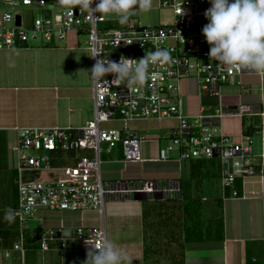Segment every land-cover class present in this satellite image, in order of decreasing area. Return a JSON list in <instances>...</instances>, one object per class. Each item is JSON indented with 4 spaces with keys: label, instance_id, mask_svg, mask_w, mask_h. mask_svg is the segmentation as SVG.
<instances>
[{
    "label": "built area",
    "instance_id": "2783aa9c",
    "mask_svg": "<svg viewBox=\"0 0 264 264\" xmlns=\"http://www.w3.org/2000/svg\"><path fill=\"white\" fill-rule=\"evenodd\" d=\"M99 0H94L95 8ZM162 8H170L174 21L160 25H143L130 19L121 24L117 17L81 11L78 7L66 9L58 0H0V5L37 7L42 16L33 19L32 37L42 36V45L63 40L73 32L84 35L93 57V66L107 56L119 61L121 56L139 59L146 51L166 49L171 61L163 65L150 64L143 85L131 90L126 81H113V74L94 78V115L79 127H22L12 147L14 169L17 174V203L13 217L20 222V240L13 250L25 263L27 241L37 239L42 251H65L71 243L87 248L89 237L96 239L107 232L103 227H76L65 234L62 228H49L46 233L28 228V220L36 218L40 209L83 212L97 210L103 213L108 199L134 194L154 200H178L182 197L179 180H141L110 182L102 175L104 155L121 146L123 160L128 163L145 161L167 162L178 151V161L184 159L219 158L223 189L233 187L237 178L260 176L264 180V163L252 162V137L244 134V143H236L221 130V119L228 114H252L248 104L227 110L222 102L213 111L200 106L196 113L188 110L186 82L197 87L198 94L207 92L221 96V85L232 83L237 76L254 73L247 69L231 71L215 59H210V45L202 33L209 21L205 11L210 0H160ZM53 7H61L56 11ZM183 9V14L181 10ZM21 23L17 24V16ZM114 15V14H112ZM18 11L0 9V49L28 43ZM155 73V75H153ZM175 119L170 143L160 147L155 157L146 158L143 145L153 139L132 131L128 125L136 120ZM122 121L123 129H108L103 123ZM238 196V191H233ZM264 198V194H263ZM56 245H59L56 247ZM11 252L5 251V258ZM19 257L17 256V259Z\"/></svg>",
    "mask_w": 264,
    "mask_h": 264
},
{
    "label": "crops",
    "instance_id": "0c3cea01",
    "mask_svg": "<svg viewBox=\"0 0 264 264\" xmlns=\"http://www.w3.org/2000/svg\"><path fill=\"white\" fill-rule=\"evenodd\" d=\"M155 1L149 10L161 8L160 0ZM137 10L141 11L137 7L134 14ZM149 10H142L146 18L150 15ZM132 20L141 23L138 19ZM173 21L174 18L169 22ZM91 54L86 36L73 32L49 45L20 43L12 48L0 49V242L6 243L12 237L9 220L5 216L8 211L12 212L17 202L15 197L12 201L7 193L9 187H16L17 191L12 147L17 141L19 128L79 127L93 117ZM185 90L190 94L187 99L190 113L198 112L200 106L213 111L220 102L227 110H234L242 104L250 105L252 114L224 116L221 130L236 143H244L245 124L258 126L260 131L252 136V162L256 165L264 163V76L256 73L237 76L234 82L221 85V96L207 92L199 95L192 82H186ZM148 138L153 141L143 145L144 155L146 158L155 157L162 147L161 138ZM117 148H120L119 152H115V148L108 154L113 157L106 156L103 164L102 175L106 184L118 181L135 184L141 180L164 178L179 180L181 199L156 197L152 200L134 194L117 195L108 199L103 213L97 210L64 211L59 213V218L55 216V219L44 220L40 217L42 228H37V231L44 233L43 227L62 228L63 233L69 234L79 226L103 227L107 239L114 241L130 257L131 264H147L149 250L154 256L152 263L159 264L158 258L168 257V250L166 248V253L158 256L160 252L148 248V238L153 239L155 232L151 229L154 235L148 234L147 227L154 228L157 224L154 219L158 215L167 225L170 219L173 222L174 218L184 219L190 207L183 205V199L201 197L210 207L207 209L199 204L196 208L198 212L206 211L207 215V210L214 213L217 206L221 208L220 228L216 235L213 232L205 236V241L199 237L197 241H187L185 246L179 241L174 244L167 239L168 246H183L184 257L178 260L179 263L247 264L248 254L255 260L260 251L264 254L263 178H237L233 187L223 189L221 161L217 163L215 158L178 161L179 152L174 151V159L167 162L148 160L128 163L123 160L121 146ZM151 165L155 167L151 168ZM215 179L221 185L218 191L212 189ZM234 190L238 191V196L233 195ZM206 191L210 194L208 198L204 195ZM147 200L149 203H146ZM156 202L161 203L159 214ZM87 251L88 247L71 243L65 251L55 248L44 252L37 243L28 247L24 264H84Z\"/></svg>",
    "mask_w": 264,
    "mask_h": 264
},
{
    "label": "clouds",
    "instance_id": "9594fccd",
    "mask_svg": "<svg viewBox=\"0 0 264 264\" xmlns=\"http://www.w3.org/2000/svg\"><path fill=\"white\" fill-rule=\"evenodd\" d=\"M94 0H58L60 6L81 11L91 9L101 15L114 14L121 24L125 23L134 9L149 10L152 0H99L95 8ZM211 7L205 11L208 23L202 33L210 45L209 57L232 69H247L264 76V0H210ZM183 14V9L181 10ZM95 51L92 57L98 56ZM171 61L166 49L146 51L139 59L121 56L119 61L107 56L97 60L91 69L93 78L102 79L113 74V81H126L131 90L141 86L147 78L150 64H165ZM155 75V73H153ZM13 213L8 211L5 218L11 220ZM87 259L84 264H131L130 257L112 240L103 235L96 239L89 237Z\"/></svg>",
    "mask_w": 264,
    "mask_h": 264
},
{
    "label": "rangeland",
    "instance_id": "374dc122",
    "mask_svg": "<svg viewBox=\"0 0 264 264\" xmlns=\"http://www.w3.org/2000/svg\"><path fill=\"white\" fill-rule=\"evenodd\" d=\"M157 1L152 0V5H154ZM61 7H53V9L56 11L57 9H60ZM0 9L5 11V10H11V11H18L23 17V27L27 31L28 36H29V45L35 46V45H40L42 42V36L39 35L36 39L32 37L33 32L31 31L32 29V24H33V19L42 16V12L38 10L37 7H28V6H8V5H0ZM141 10V9H140ZM148 18L145 17L146 14H144L141 11L137 10V12L133 15H130L128 20L130 19H138L141 21V24L147 25L149 23L150 25H160L161 22H167L172 21L173 18H175L174 13L172 9L170 8H153V10H149L148 12ZM109 16V15H108ZM116 17L115 15H111ZM148 19V20H147ZM147 20V21H146ZM128 125L132 131L140 133V135H147V137H157L158 139L161 138L162 141V147H166L170 143V138L168 139L172 133V127L177 125V121L175 119H164V120H136V121H130L128 122ZM102 127L108 128V129H123L124 123L122 121H112V122H106L102 124ZM120 148H116L114 151L119 152ZM106 156H109L108 154L104 155V159H106ZM109 157H113L109 156ZM188 159H185L187 161ZM219 158H215V161H219ZM190 161V160H189ZM155 167V165L150 166ZM161 181H167L169 179L164 178V179H159ZM158 181V179L156 180ZM219 180L215 179L214 184L212 186V189H215L216 191L219 190L220 188ZM206 195V198H208V191L204 192ZM217 193V192H216ZM201 194V193H199ZM197 193V195H199ZM7 196L10 197V199L13 201L14 197L18 198V194L16 191V187L12 188L9 187V191L7 193ZM210 201H213L212 198H210ZM2 202V200H0ZM148 200L146 201V203ZM17 203V202H16ZM149 203V202H148ZM183 205L188 206L189 205V211L186 210L185 214L186 217L184 219H173L168 220V225L165 221H161L163 219L160 215L157 216L155 222L157 223L154 228L147 227L149 229L148 234L152 233L154 231L155 236L154 238H148L147 245L148 248H152L154 250H157V252H160V254L164 255L166 251L168 250V257H159V264H182L179 263L178 260L184 257V251L182 250L181 247H175L168 246L167 239L169 241L173 242L176 244L177 241L180 242V244L185 246V243L187 241H190L188 243H191L192 241H197L200 239L199 237L202 238V240L205 241V236H210L208 234H213L215 232V235L217 234L218 228H220V218H221V208L219 206L216 207L215 212L213 213L212 211H208L209 214L206 215V211L204 212H198L197 206L199 204H202L204 207L209 209L210 205L206 201H202L201 197L198 199H189L185 198L182 201ZM157 205V214L160 213V202H156ZM192 206H195L194 208ZM164 209V208H163ZM64 212L62 210H50V209H40L38 213L36 214V218H31L28 220V228L29 229H37V228H42L40 217L42 219L47 220L50 218L55 219V216L59 218V213ZM46 215V216H45ZM211 220V221H210ZM184 222V223H183ZM9 225L11 228V235L12 237L6 242H0V264H23V262L20 259V254L15 252L13 250V244L16 241L20 240V233H19V228H20V222L18 219L12 217L11 220H9ZM89 228V227H86ZM48 227H43L44 233L48 232ZM68 234V233H65ZM153 234V235H154ZM166 244V245H165ZM59 245H56L58 247ZM167 248V250H166ZM9 250L11 252V257L10 258H5V251ZM164 251V253L162 252ZM183 251V256L180 257V254ZM149 257L147 256V264H153L152 260L154 259V256H151L150 250L148 253ZM182 255V254H181ZM17 256L19 257L17 259ZM258 262L259 264H264V254L262 252H259L258 256ZM168 261V262H167ZM47 264V263H46Z\"/></svg>",
    "mask_w": 264,
    "mask_h": 264
},
{
    "label": "trees",
    "instance_id": "16d2710c",
    "mask_svg": "<svg viewBox=\"0 0 264 264\" xmlns=\"http://www.w3.org/2000/svg\"><path fill=\"white\" fill-rule=\"evenodd\" d=\"M258 123V121H257ZM256 123V124H257ZM260 131V129L258 128V126H255L254 123H250V124H245V134L249 135V136H254L256 133H258ZM37 230V229H36ZM39 233L41 234V232L39 231ZM9 234V233H8ZM11 234V232H10ZM27 247H32L35 246L37 243L39 244V242L37 241V239H33V240H28L27 241ZM15 243V242H14ZM40 246V245H39ZM247 264H259L258 259L255 260L253 259V256L251 254H248L247 256Z\"/></svg>",
    "mask_w": 264,
    "mask_h": 264
},
{
    "label": "water",
    "instance_id": "95a60500",
    "mask_svg": "<svg viewBox=\"0 0 264 264\" xmlns=\"http://www.w3.org/2000/svg\"><path fill=\"white\" fill-rule=\"evenodd\" d=\"M20 21H21V17L18 15V16H17V24H18V25L21 23Z\"/></svg>",
    "mask_w": 264,
    "mask_h": 264
}]
</instances>
